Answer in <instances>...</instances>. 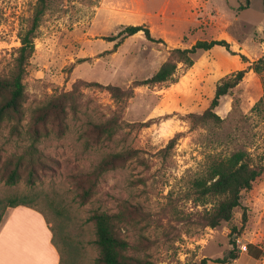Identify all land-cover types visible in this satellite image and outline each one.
Returning <instances> with one entry per match:
<instances>
[{
	"label": "rangeland",
	"instance_id": "rangeland-1",
	"mask_svg": "<svg viewBox=\"0 0 264 264\" xmlns=\"http://www.w3.org/2000/svg\"><path fill=\"white\" fill-rule=\"evenodd\" d=\"M37 3L0 0V79L15 72L19 33ZM243 3L48 0L21 111L0 123V225L13 204L36 206L53 228L61 264H97L90 217L117 212L127 254L144 264H197L231 250L238 258L207 264H264V173L242 192L232 218L215 227L205 224L204 214L216 201L198 202L193 191L214 160L238 150L257 162L264 155V71L249 67L264 57V0ZM130 24L146 25L165 42L121 32ZM212 39H226L230 50L198 51L191 67L179 63L172 81L135 86L171 49ZM240 69H247L243 80L216 108L220 119L202 118L219 80ZM94 81L128 94L115 98L88 84ZM64 93L70 95L57 119L47 108ZM106 123L111 133L93 128ZM105 159L115 160L103 168ZM13 170L19 177L11 184Z\"/></svg>",
	"mask_w": 264,
	"mask_h": 264
},
{
	"label": "trees",
	"instance_id": "trees-1",
	"mask_svg": "<svg viewBox=\"0 0 264 264\" xmlns=\"http://www.w3.org/2000/svg\"><path fill=\"white\" fill-rule=\"evenodd\" d=\"M47 1L38 0L29 27L21 30L19 33L21 45L18 48L15 72L12 78L8 81L0 79V123L7 115L21 111L25 93L24 76L30 58L36 49V32L41 24L42 16L46 11ZM249 2L250 0H245L242 8L246 7V4ZM121 32L126 35L143 32L148 39L165 42L163 38L154 37L150 28L144 24L127 25ZM107 38L114 40L116 37ZM215 46H222L230 50V43L226 39L198 40L191 47L173 48L170 50L169 58L162 63L160 68L151 77L136 80L134 84L135 86L153 85L172 81L179 63H183L186 67H191L195 63L194 55L198 51L210 50ZM243 57L246 58L245 55ZM249 67L259 73L264 71V57L253 62ZM246 72L247 69H240L223 76L217 84L211 105L200 116L204 119H220L216 108L220 104L221 97L237 86L243 80ZM88 84L109 90L115 98H121L123 95L128 94L120 86L111 84L104 85L97 81L89 82ZM69 95L70 93H64L57 96L51 108H47L48 110H55V118L61 119L64 116V103ZM93 128L107 133L112 132V127L108 123L94 124ZM115 157L119 159L122 155L117 154ZM113 160L115 159H105L101 166L104 168L109 162H113ZM263 173L264 155L257 162L249 152L238 150L228 157L214 160L207 170L193 182V191L198 202L208 203L211 199L216 201L213 208L204 214L205 224L215 227L223 221L230 220L233 216L234 209L241 206L242 192L251 189L254 181ZM18 177V171L13 170L9 174L7 181L8 183L14 184ZM90 194V190L84 188L83 197L87 198ZM18 204L22 203H15L12 206ZM90 218L94 222L95 243L99 251L97 264H144L134 256L127 254L128 242L118 231V225L122 220L120 213L95 211ZM246 219V212H244L243 220L246 221ZM233 242L235 243V241ZM236 258H238V255L234 250H231L224 257L213 259L205 257L197 264H207L209 260L217 263H226Z\"/></svg>",
	"mask_w": 264,
	"mask_h": 264
},
{
	"label": "crops",
	"instance_id": "crops-1",
	"mask_svg": "<svg viewBox=\"0 0 264 264\" xmlns=\"http://www.w3.org/2000/svg\"><path fill=\"white\" fill-rule=\"evenodd\" d=\"M46 213L30 204L11 206L0 226V264H61Z\"/></svg>",
	"mask_w": 264,
	"mask_h": 264
},
{
	"label": "built area",
	"instance_id": "built-area-1",
	"mask_svg": "<svg viewBox=\"0 0 264 264\" xmlns=\"http://www.w3.org/2000/svg\"><path fill=\"white\" fill-rule=\"evenodd\" d=\"M242 250H247V246L246 245H243L242 246Z\"/></svg>",
	"mask_w": 264,
	"mask_h": 264
}]
</instances>
